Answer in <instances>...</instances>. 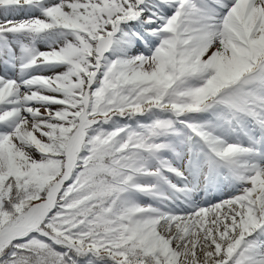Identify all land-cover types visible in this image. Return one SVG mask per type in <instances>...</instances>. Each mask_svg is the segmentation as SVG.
<instances>
[{
    "label": "snow or ice",
    "instance_id": "obj_1",
    "mask_svg": "<svg viewBox=\"0 0 264 264\" xmlns=\"http://www.w3.org/2000/svg\"><path fill=\"white\" fill-rule=\"evenodd\" d=\"M0 264H264V0H0Z\"/></svg>",
    "mask_w": 264,
    "mask_h": 264
}]
</instances>
